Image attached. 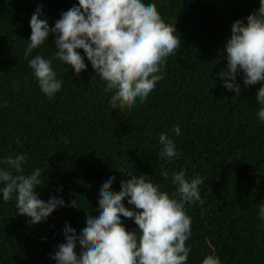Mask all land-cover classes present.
<instances>
[{"label": "trees", "instance_id": "trees-1", "mask_svg": "<svg viewBox=\"0 0 264 264\" xmlns=\"http://www.w3.org/2000/svg\"><path fill=\"white\" fill-rule=\"evenodd\" d=\"M143 2L156 4L166 23H176L182 45L165 58L164 79L147 100L138 99L130 112H120L111 108L114 92H105L106 82L83 49L77 51L88 67L79 75L53 60L57 79L63 81L53 98L41 91L28 62L37 54L53 56L55 34L24 55L37 6L43 5L41 19L54 26L78 0H0V167H7L3 161L8 157L25 155V175L41 169L43 184L36 189L41 199L55 195L69 205L77 199L81 206L59 207L33 225L17 214L15 198L5 202L0 193V264H56L50 254L65 242L66 222L79 233L86 226V210L99 214V191L110 177L119 191L127 176L145 175L171 197L176 192L172 173L181 170L189 180L204 178L199 185L204 204H185L192 220L187 264H202L212 254L221 264H264V219L259 215L264 122L257 115L256 95L262 84L245 87L239 73L241 93L235 94L219 76L227 66L223 48L233 22L257 10L260 0ZM176 126L179 135L172 131ZM161 133L176 144L179 155L172 160L159 155ZM123 222L129 231L137 227L134 221Z\"/></svg>", "mask_w": 264, "mask_h": 264}, {"label": "clouds", "instance_id": "clouds-1", "mask_svg": "<svg viewBox=\"0 0 264 264\" xmlns=\"http://www.w3.org/2000/svg\"><path fill=\"white\" fill-rule=\"evenodd\" d=\"M43 14L40 4L30 19L32 31L24 55L28 57L55 34L53 56L46 59L37 54L28 62L41 91L49 98L63 83L57 79L53 60L64 62L79 75L88 67L77 51L83 49L95 74L106 82L105 92H114L109 100L111 108L130 112L138 99L144 103L164 79L165 58L182 45L181 36L175 35L176 23H166L156 4L143 0H78V5L61 13L54 26L47 18L41 19ZM223 52L227 66L219 76L229 91L241 93L239 73H243L245 87L262 84L256 94L261 105L257 115L264 122V0L246 18L233 22ZM172 131L179 135V126ZM159 143L163 146L159 153L162 158L172 160L179 155L167 133L160 134ZM26 159L25 155L8 157L3 161L7 167H0V193L5 202L15 198L18 215H26L35 225L46 221L59 207H81L77 199L70 205L55 195L47 201L41 199L36 191L43 184L41 169L25 175ZM161 175L167 179L169 174L162 171ZM127 177L120 181L119 191L113 190L115 177L102 184L96 209L99 214L93 216L86 210V226L79 233L66 222L65 242L50 254L56 264H187L191 249L186 241L191 237L192 220L185 204H204L199 190L204 178L189 180L184 170L173 172L176 192L170 197L148 176ZM259 215L264 219V204ZM124 220L134 221L137 227L129 231ZM202 264L221 261L212 254Z\"/></svg>", "mask_w": 264, "mask_h": 264}]
</instances>
